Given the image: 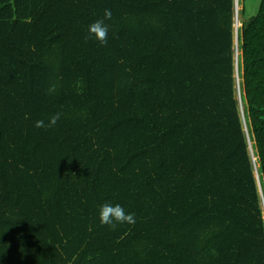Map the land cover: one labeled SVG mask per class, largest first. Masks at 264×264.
Here are the masks:
<instances>
[{
    "label": "trees",
    "instance_id": "16d2710c",
    "mask_svg": "<svg viewBox=\"0 0 264 264\" xmlns=\"http://www.w3.org/2000/svg\"><path fill=\"white\" fill-rule=\"evenodd\" d=\"M244 2L0 0V264H264V0ZM105 203L136 223L102 225Z\"/></svg>",
    "mask_w": 264,
    "mask_h": 264
},
{
    "label": "clouds",
    "instance_id": "9594fccd",
    "mask_svg": "<svg viewBox=\"0 0 264 264\" xmlns=\"http://www.w3.org/2000/svg\"><path fill=\"white\" fill-rule=\"evenodd\" d=\"M112 12L106 9L104 12V19L110 20ZM89 34L94 36L100 43H107L109 27L104 23V20H97L89 25ZM59 120V114L51 117L48 127H54ZM36 127H44V121H37ZM100 223L110 227H116L117 224L134 225L136 218L133 213L126 212L121 204L105 203L101 206L99 212Z\"/></svg>",
    "mask_w": 264,
    "mask_h": 264
},
{
    "label": "rangeland",
    "instance_id": "374dc122",
    "mask_svg": "<svg viewBox=\"0 0 264 264\" xmlns=\"http://www.w3.org/2000/svg\"><path fill=\"white\" fill-rule=\"evenodd\" d=\"M260 1L261 0H245L246 15L249 18L254 17L258 13ZM238 27H240V25H238Z\"/></svg>",
    "mask_w": 264,
    "mask_h": 264
},
{
    "label": "water",
    "instance_id": "95a60500",
    "mask_svg": "<svg viewBox=\"0 0 264 264\" xmlns=\"http://www.w3.org/2000/svg\"><path fill=\"white\" fill-rule=\"evenodd\" d=\"M242 19H244V17H242Z\"/></svg>",
    "mask_w": 264,
    "mask_h": 264
}]
</instances>
